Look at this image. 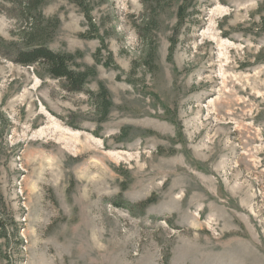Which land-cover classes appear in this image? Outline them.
Segmentation results:
<instances>
[{
  "label": "rangeland",
  "instance_id": "1",
  "mask_svg": "<svg viewBox=\"0 0 264 264\" xmlns=\"http://www.w3.org/2000/svg\"><path fill=\"white\" fill-rule=\"evenodd\" d=\"M92 1L100 61L76 3L43 11L49 46L109 89L107 121L0 54V264H264V0ZM19 24L0 0V37Z\"/></svg>",
  "mask_w": 264,
  "mask_h": 264
},
{
  "label": "trees",
  "instance_id": "2",
  "mask_svg": "<svg viewBox=\"0 0 264 264\" xmlns=\"http://www.w3.org/2000/svg\"><path fill=\"white\" fill-rule=\"evenodd\" d=\"M13 5L17 12V18L20 24L18 29L12 32L14 38L6 41L0 37V54L10 58L15 63L24 66L40 67L45 74L52 78L63 80L65 88L71 92H87L94 100V109L100 115L101 123L107 121L113 106V101L109 89L102 85L98 91L88 89V81L96 75L95 66L82 65L78 61L79 53L69 51H57L49 46L61 24L59 17H48L43 6L51 0H2ZM76 3L83 11L88 20L89 29L83 34L86 38H97L101 42V47L97 52V60L100 61L103 49L107 48L105 37L100 34V29L96 24L93 11L95 3L92 0H70ZM185 1L180 5L178 10V23L176 28H180L186 20V10L188 5ZM147 3V1H146ZM264 24V16L262 18ZM177 41L173 40L170 46V60H172ZM156 51L149 53V60L155 62ZM112 53H109V60H112ZM106 65L109 61L105 62ZM156 197L152 196L142 203L133 206L146 208L153 203ZM117 206H123L122 203L115 201ZM127 204V203H126ZM16 223V222H15ZM17 226V225H16ZM7 225L2 217H0V229L2 235L6 232ZM7 237V233L4 235Z\"/></svg>",
  "mask_w": 264,
  "mask_h": 264
}]
</instances>
